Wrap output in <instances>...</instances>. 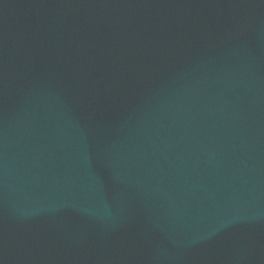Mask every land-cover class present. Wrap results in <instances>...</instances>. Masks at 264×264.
<instances>
[{
  "label": "water",
  "instance_id": "1",
  "mask_svg": "<svg viewBox=\"0 0 264 264\" xmlns=\"http://www.w3.org/2000/svg\"><path fill=\"white\" fill-rule=\"evenodd\" d=\"M0 264H264V0H0Z\"/></svg>",
  "mask_w": 264,
  "mask_h": 264
}]
</instances>
